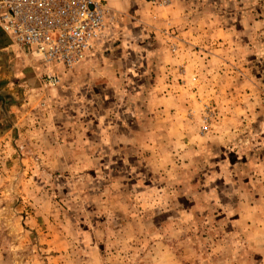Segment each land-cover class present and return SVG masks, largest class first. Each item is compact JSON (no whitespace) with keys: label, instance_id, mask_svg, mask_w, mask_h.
<instances>
[{"label":"rangeland","instance_id":"obj_1","mask_svg":"<svg viewBox=\"0 0 264 264\" xmlns=\"http://www.w3.org/2000/svg\"><path fill=\"white\" fill-rule=\"evenodd\" d=\"M255 1L264 15V0ZM123 16L109 12V31L82 62L122 45ZM207 46L191 43L201 57L189 58L179 106L171 118L152 119L156 130L142 134L152 146L143 150L87 151L89 159L71 147L92 142L82 130L94 124L89 113L130 121L124 102L89 96L83 72L57 68V85L25 87L13 108L6 102L7 115L0 102V264H264V213L248 210L253 191L264 208L248 96L233 110L231 45L212 37ZM120 94L136 96L129 87Z\"/></svg>","mask_w":264,"mask_h":264},{"label":"crops","instance_id":"obj_2","mask_svg":"<svg viewBox=\"0 0 264 264\" xmlns=\"http://www.w3.org/2000/svg\"><path fill=\"white\" fill-rule=\"evenodd\" d=\"M255 2L108 0L110 12L124 15L122 45L115 48L108 44V48H104L108 58H91L67 71L74 69L72 75L80 76V72L86 75L83 80H87L86 88L93 100L104 102L105 99L107 103H114L115 106L124 102L123 107L127 111L123 115L130 121L118 124L119 119L116 116H110L101 109L96 110L99 114L89 113L88 124H91V120L94 124L88 125L87 128L82 126V130L91 134L89 138L92 142L84 141L81 146L77 142L75 146L71 144V147L84 151L85 156L90 159L89 154L87 156L85 152L100 149L138 151L152 146L151 142L145 140V134H142L156 128L149 126V123H154L152 119L173 116L172 111L178 108L183 93L179 92L182 90L179 79L186 80L193 73L189 68L191 55L196 54V51L201 57V51H192L191 43L205 49L208 48L209 39L217 37L231 45L232 62L236 69L233 70L236 75L235 81L233 80L236 82L232 92L235 102L233 110L240 109L239 103L243 98L241 95L247 93L248 118L251 123L249 129L253 134L251 144L254 149V153L250 154L251 158L254 156V165L264 166V154L262 159H256L255 155L257 151L264 152V15L257 11L259 6ZM146 6L150 12L146 13L145 18L142 13ZM133 22L138 24L136 31H133ZM148 38L149 42H152L149 45L145 43ZM29 57L31 56L12 42L10 36L0 31V92L7 96V105L12 108L14 104H18V98L25 87L32 90L43 85L36 70L38 68L45 72L46 67L43 65L39 68L35 63L29 62ZM97 86L99 90L96 89ZM120 87H123V90H120ZM125 87L134 91L136 96L129 94L121 101L120 92H123ZM10 96L14 97L9 98ZM130 102L135 104L132 108L128 105ZM90 107L92 109V106ZM111 110L113 113L118 109L115 107ZM73 115V119L78 118ZM99 118L103 119L100 120L101 123L99 120L95 123V119ZM80 127L73 124L72 131L77 129L75 133H79ZM97 134H101V141H95ZM60 156V159L67 158L62 154ZM261 179L264 180V170ZM250 194L248 210L264 213V208L255 204V198L261 197L257 196L255 191Z\"/></svg>","mask_w":264,"mask_h":264},{"label":"built area","instance_id":"obj_3","mask_svg":"<svg viewBox=\"0 0 264 264\" xmlns=\"http://www.w3.org/2000/svg\"><path fill=\"white\" fill-rule=\"evenodd\" d=\"M108 0H0V30L46 71L44 84L57 85V68L67 71L87 59L109 31ZM203 118V131L209 129Z\"/></svg>","mask_w":264,"mask_h":264},{"label":"water","instance_id":"obj_4","mask_svg":"<svg viewBox=\"0 0 264 264\" xmlns=\"http://www.w3.org/2000/svg\"><path fill=\"white\" fill-rule=\"evenodd\" d=\"M0 102H1V105H2L3 112L5 113V115H7V111L5 109V104L7 102V99L1 92H0Z\"/></svg>","mask_w":264,"mask_h":264}]
</instances>
